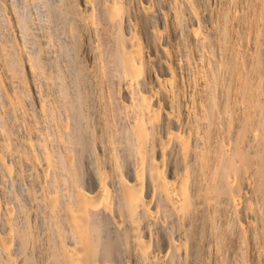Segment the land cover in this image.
Instances as JSON below:
<instances>
[{
  "label": "bare ground",
  "instance_id": "6f19581e",
  "mask_svg": "<svg viewBox=\"0 0 264 264\" xmlns=\"http://www.w3.org/2000/svg\"><path fill=\"white\" fill-rule=\"evenodd\" d=\"M14 2L0 264H264V0Z\"/></svg>",
  "mask_w": 264,
  "mask_h": 264
},
{
  "label": "rangeland",
  "instance_id": "374dc122",
  "mask_svg": "<svg viewBox=\"0 0 264 264\" xmlns=\"http://www.w3.org/2000/svg\"><path fill=\"white\" fill-rule=\"evenodd\" d=\"M14 1L17 2V4L14 2L16 6H17L18 3H19L18 6L21 7V5H20V4H21V0H20V1H19V0H18V1H17V0H14ZM33 1H34V0H33ZM37 1H38V2H40V1H43V2H44V0H40V1L37 0ZM29 2H30V3H29ZM29 2H28V0H27V3H26L27 6H25L24 4H22V7L25 6L24 8H26V10H28V9L31 10V9H32V11L29 10L30 12H27V11H26L27 13H25V12H24V13H25L26 15H28V17L31 16V17H34V18H35V16H36L35 13L38 11V9H37V4H38V2H36V0H35L34 2H32V0L29 1ZM35 2H36V4H35ZM23 5H24V6H23ZM29 5H30V6H29ZM31 6H32V7H31ZM33 6H34V7H33ZM22 7H21V8H22ZM27 7H28V8H27ZM35 7H36V8H35ZM24 8H23V9H24ZM34 8L36 9L35 12H34V10H35ZM33 9H34V10H33ZM31 12H32V14L34 13V14H33L34 16L31 15ZM29 14H30V16H29ZM31 17H30V19L32 20ZM86 181H87L88 183H85V185L89 184V185H87V186H89L88 189H91V190H92L93 188H91V187H94V186H93L94 184H93L92 182H89V178H88ZM90 184H91V185H90ZM87 186H86V188H87Z\"/></svg>",
  "mask_w": 264,
  "mask_h": 264
}]
</instances>
